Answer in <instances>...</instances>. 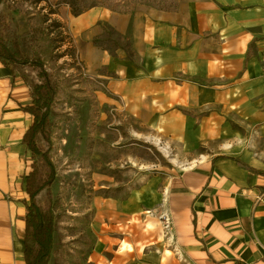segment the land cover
<instances>
[{"label":"crops","instance_id":"obj_1","mask_svg":"<svg viewBox=\"0 0 264 264\" xmlns=\"http://www.w3.org/2000/svg\"><path fill=\"white\" fill-rule=\"evenodd\" d=\"M60 7L112 109L136 138L158 140L189 167L175 166L161 192L152 182L129 201L95 202L87 264H264V0H177L175 10L78 17ZM107 27L130 36L128 50L97 44ZM30 100L22 73L0 61V264H25ZM55 247L56 232L50 264Z\"/></svg>","mask_w":264,"mask_h":264},{"label":"rangeland","instance_id":"obj_2","mask_svg":"<svg viewBox=\"0 0 264 264\" xmlns=\"http://www.w3.org/2000/svg\"><path fill=\"white\" fill-rule=\"evenodd\" d=\"M131 2L143 5L148 0ZM61 8L51 0L38 5L4 0L0 5V32L9 24L17 25L24 54L30 59L40 57L48 45L52 50L54 47L50 60L45 58L44 69L59 91L50 116V156L57 175L52 187L41 192L36 201L44 209L51 205L55 211L52 264H87L88 253L93 249L94 203L129 201L135 191L152 182L159 183L161 192L176 169L171 161L175 154L171 152L169 158L153 141L136 138L128 120L112 109L116 102L102 79L90 77L85 71ZM97 44L114 54L119 47L128 50L131 39L119 37L107 27ZM17 69L30 86L40 82L39 70L28 66ZM37 145L42 151L49 149L41 136Z\"/></svg>","mask_w":264,"mask_h":264},{"label":"trees","instance_id":"obj_3","mask_svg":"<svg viewBox=\"0 0 264 264\" xmlns=\"http://www.w3.org/2000/svg\"><path fill=\"white\" fill-rule=\"evenodd\" d=\"M25 1H31L34 5L43 2V0ZM126 1L127 3L124 0H57L56 7L68 6L72 15L78 17L96 8H105L119 14H129L139 5L133 4L132 0ZM3 2L4 0H0V5ZM143 5L153 6L161 10H175L177 0H148ZM50 43L52 44V41ZM44 50L46 57L43 58ZM53 50L51 45H48L42 49L40 57L30 59L21 48L17 25L9 24L0 32L1 63L9 68L12 74L15 73L18 66L33 67L39 70L38 77L41 79L39 83L31 86V100L25 108L32 118V124L23 137V144L32 155L30 171L25 177V193L27 196L25 201V264H50L54 252L56 232L54 208L50 205L47 209H44L36 201L41 192L52 187L57 175L56 167L50 156V149L53 144V128L50 116L59 91L58 87L52 82L50 74L44 69L46 61L50 60L52 56ZM39 136L43 137L49 144V149L46 152L42 151L37 145ZM43 168H46L47 171L45 172Z\"/></svg>","mask_w":264,"mask_h":264},{"label":"bare ground","instance_id":"obj_4","mask_svg":"<svg viewBox=\"0 0 264 264\" xmlns=\"http://www.w3.org/2000/svg\"><path fill=\"white\" fill-rule=\"evenodd\" d=\"M154 144L157 145L158 147H160L166 156H168L169 158L171 157L170 149H169L167 146H162V144H161L158 140H156ZM171 161L173 162V164H174L177 168H180V169H184V168L187 169V168H189L188 166L184 167L183 165H181V164L176 160V158H171ZM190 167H192V166H190ZM186 171H187V170H186ZM164 202H165V201H164ZM170 242H171V241H170ZM169 245H170V244H169ZM169 245H168V246H169ZM171 248H172V247H171Z\"/></svg>","mask_w":264,"mask_h":264},{"label":"built area","instance_id":"obj_5","mask_svg":"<svg viewBox=\"0 0 264 264\" xmlns=\"http://www.w3.org/2000/svg\"><path fill=\"white\" fill-rule=\"evenodd\" d=\"M161 218H163V224H164V229L165 230H168L170 229V226H171V221L167 218H165V216H161Z\"/></svg>","mask_w":264,"mask_h":264}]
</instances>
